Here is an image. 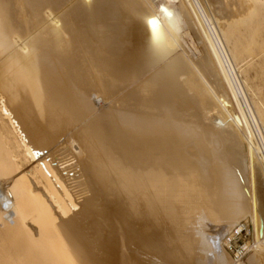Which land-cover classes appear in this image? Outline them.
<instances>
[{
	"label": "bare ground",
	"instance_id": "6f19581e",
	"mask_svg": "<svg viewBox=\"0 0 264 264\" xmlns=\"http://www.w3.org/2000/svg\"><path fill=\"white\" fill-rule=\"evenodd\" d=\"M149 1L0 0V264H248L256 241L238 262L229 246L252 220L264 250L247 163L264 184V139L244 130L208 49V65L185 57L184 3L158 20ZM187 1L219 64L213 22L229 38L242 19ZM252 1L241 18L261 13ZM75 183L89 189L79 205Z\"/></svg>",
	"mask_w": 264,
	"mask_h": 264
},
{
	"label": "rangeland",
	"instance_id": "374dc122",
	"mask_svg": "<svg viewBox=\"0 0 264 264\" xmlns=\"http://www.w3.org/2000/svg\"><path fill=\"white\" fill-rule=\"evenodd\" d=\"M209 1H210V3H209ZM223 1L224 0H222L220 2H218L217 0H208L206 2L207 6H211V7L213 6L214 7V8L213 7L212 8L209 7V8L211 9V11L213 10L212 12L215 13V16H214V14L211 13V11L209 13L212 14L214 17H217V18H218V16L223 17V19L226 15V18L229 21L236 20L238 18L242 19V20L240 22H238L239 24L237 25V29L234 32V35L229 37L230 39L226 38L223 35L222 30L225 31L224 25H223V28H221V26H219V24H217L216 21L213 22V25L219 34V41H218V45H220L219 48L223 47V50L221 48H220V50H221V53L225 54V55L222 54L224 57V60L221 58H220L221 60H219V57H218L219 64L217 63L218 61H215V60H217L216 57H212L215 55L213 52V48L211 47V44L208 40V37L205 34V30H207V29L205 27V30H203L202 27L199 25L198 20H197V18H195V14L192 11V7L187 0L176 1L175 3H171L170 0H150L149 2L152 6V9H154L153 11L154 12L156 11L154 13V15L158 14V16H159L158 20H160L161 18H164L165 12L168 11L172 5H175L176 7H178V6H180V4L184 3L183 5L186 8L187 12L189 14L190 13L191 14L189 16L188 14L187 15L185 14L186 13L185 11H184L185 13L182 12L181 15H183V16L179 18L181 21L179 24V28H178V30L176 29V31L174 30L175 31L174 35L176 34L175 35L176 39L178 40L180 45L183 46V48L185 49V53H186L185 57L187 56V57H189L188 58L189 60H192V61L195 60L196 62H200V60H201L202 63H204L205 65H208L209 62L207 60L205 62L203 61L205 58V56H203V55H205L204 52L205 51L207 52V49H208L209 57H211L212 59L215 58L214 63L216 65V67L217 66L219 67V68L218 67L217 68H218V70H220L219 74H220V79L222 78V80H221L223 83L222 85H224L226 87L225 88L223 86L225 91H228V90L230 91V93L227 92V94H228L230 100L232 101V105H233L234 110L236 111L237 115L240 117V119L242 120V122L244 124V130L247 133L252 134V136L255 138V139L253 138L255 147H258L259 143H261V144L263 143L262 138L264 139V133H263L264 132V4H262V6H259V5H261L259 2L263 3L262 0H259V1L254 0V3L252 1V4H251L252 10H251V8H249L250 9L249 11L260 10V8H261V13L258 16H254V17L246 14V15H244V17L241 18V15H243L245 13V11H244L245 5L243 4V0H236V3H234L235 0L234 1L233 0H225L224 1L225 3H228L230 1L229 3L231 5V7H230L229 3L227 4L228 6H225L224 5L225 3ZM256 1H258V2H256ZM204 2H205V0H203V3ZM240 2L242 4L239 6ZM206 3H204V4H206ZM215 3L216 4L218 3V4L216 5ZM231 3H233V4H231ZM208 4H210V5H208ZM242 5L244 7H241ZM252 5H253V7H252ZM254 5H256L255 8H254ZM204 6L206 7V5H204ZM217 7H218V10H217ZM224 7H229L232 10L228 9V8H224ZM189 8H190V10H189ZM206 8H208V7H206ZM239 8L242 10H240ZM220 9H221V11H220ZM224 10H226V11L223 13ZM227 10L229 12H227ZM230 10L231 11L234 10V11L231 12ZM231 13H233L232 14L233 16L231 15ZM235 13L236 14L240 13L241 15L240 14L236 15ZM222 14H224V16H222ZM229 15H231L232 17H230ZM186 17L192 18L190 20L194 19V23L196 25L195 27L199 31L198 34L195 32L193 27L189 26V24L186 23V20H187ZM226 18H225V20H226ZM225 20H223V21H225ZM228 20H226V21H228ZM241 49L243 51H240ZM239 51H240L241 55H240ZM210 53H212V56ZM226 58H228V59L225 61ZM221 62H222V65H221ZM228 65H230V66H228ZM231 66H232V69H231ZM224 67L226 68L225 70L223 69ZM228 68L231 70H229ZM227 69L229 70L228 72L231 73V75H232L231 77H233V79L235 80V84L237 87L236 89H234L232 87V85H230L231 83H229L230 79H228L229 77L226 76L227 73H225V71H227ZM221 70H222V73H221ZM210 74H212V76H211L212 78H213V76L215 78V75L213 72H211ZM232 88L234 90H232ZM237 91L239 92V94ZM95 105H96L97 109L100 110L103 108L104 102L102 101V99L100 97H97V98H95ZM252 114L254 116L253 118H252ZM253 133H254V135H253ZM255 135L257 137H255ZM256 139H258V140H256ZM229 148H231V147H228V149ZM233 149H235V148L232 147L231 150H229V151L231 152V155L233 157L232 161L235 160L233 163L235 165H237V164H239V161H240V155L238 153L235 154ZM232 151L234 153H232ZM258 154H260V156H262L263 151L260 152V150H259ZM235 155H237V157ZM66 156L68 158L66 160H68V161L73 159L72 158L73 154L71 153V155H70V152H68V154H66ZM248 156H249L248 157L249 159H247V163L249 166L248 167V176L250 179L249 180L250 188H252L253 187L252 185L254 184V187L251 190H252V192H254L255 194L257 193L258 196L261 197V200L264 204V184L262 182V184L258 185V178L256 176V171L254 170V164L252 161L250 162V160H252V158L250 157V155H248ZM238 157H239V159H238ZM236 161H237V163H236ZM68 165H70V164H68ZM251 169H253L254 171ZM251 172L253 173V175ZM70 187L72 189V193H73L74 197L77 195L75 197V201L79 205V203H80L79 200H81L83 198V196L87 194V192L89 193V189H87L88 187H86L85 184H84V187L83 186L78 187V184H76V186L73 184ZM82 189L85 191H83ZM73 191H75L76 193ZM83 193H85V194H83ZM81 194H83V195H81ZM253 225H254L253 220L250 221L249 224H246V225L244 224V226L242 224L240 230L238 231V234L241 233L243 231V229H246V231L249 233L246 240L247 241L250 240L251 242L256 241L255 246L253 247L251 252H249V254L246 256L245 261H247L248 264H261L262 259L259 256H262V258L264 260V252H263L264 250L261 247H258L259 243H258V240H256V237H254L255 231H254ZM222 232H224V231H222ZM241 238L242 237L240 236L237 240H239ZM255 257H257V258H255ZM257 261H259V262H257ZM230 264H231V262H230ZM262 264H264L263 261H262Z\"/></svg>",
	"mask_w": 264,
	"mask_h": 264
},
{
	"label": "built area",
	"instance_id": "2783aa9c",
	"mask_svg": "<svg viewBox=\"0 0 264 264\" xmlns=\"http://www.w3.org/2000/svg\"><path fill=\"white\" fill-rule=\"evenodd\" d=\"M248 235H249V233L246 231V229H243V231L241 233L237 234V236L242 237L241 239L237 240L239 238L238 237V238L230 241L229 248H230V250H234L237 262L243 258L244 254L246 252V248L244 247V244L247 241L246 238ZM236 240H237V242H236ZM248 241H250V240H248Z\"/></svg>",
	"mask_w": 264,
	"mask_h": 264
},
{
	"label": "snow or ice",
	"instance_id": "6c2138e0",
	"mask_svg": "<svg viewBox=\"0 0 264 264\" xmlns=\"http://www.w3.org/2000/svg\"><path fill=\"white\" fill-rule=\"evenodd\" d=\"M152 23L154 24L155 22L153 21Z\"/></svg>",
	"mask_w": 264,
	"mask_h": 264
}]
</instances>
